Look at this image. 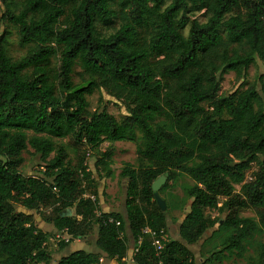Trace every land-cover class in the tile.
<instances>
[{
  "label": "trees",
  "instance_id": "obj_1",
  "mask_svg": "<svg viewBox=\"0 0 264 264\" xmlns=\"http://www.w3.org/2000/svg\"><path fill=\"white\" fill-rule=\"evenodd\" d=\"M0 1V26L14 25L27 48L14 59L10 31L0 32V264H49L47 233L20 207L49 208L45 220L76 238L98 226L97 252L78 249L57 264H100L103 254L124 264L126 222L134 246L145 226L166 229L152 184L168 174L163 191L183 173L194 184L179 239L158 256L144 237L136 264L222 262L226 250L245 256L264 232V74L229 94L221 84L228 72L240 80L257 60L264 64V0ZM200 12L203 20L195 17ZM96 90L122 101L127 113L118 119L106 107L91 111L88 96ZM137 133L141 162L121 171L127 221L113 211L96 216L95 203L83 197L96 186L85 155L72 164L52 136L94 150L104 141H135ZM29 148L39 156L40 175L21 170ZM110 159L104 152L96 164ZM247 208L258 218L242 216ZM210 229L212 247L198 263L187 245ZM252 264H264V242Z\"/></svg>",
  "mask_w": 264,
  "mask_h": 264
},
{
  "label": "rangeland",
  "instance_id": "obj_2",
  "mask_svg": "<svg viewBox=\"0 0 264 264\" xmlns=\"http://www.w3.org/2000/svg\"><path fill=\"white\" fill-rule=\"evenodd\" d=\"M169 0L167 1V3ZM2 11L4 7L0 1ZM195 17L204 19L203 13H198ZM3 30L10 31L9 35V54L17 59L26 53L27 48H23L18 42L17 28L12 24L3 23L0 26V32ZM81 68L76 69L74 80L78 82ZM264 74V64L261 60H257L253 63L246 78L238 80L234 72H228L225 74L221 84V92L223 94H229L240 88L243 84H252L257 81V76ZM91 111L98 108L106 107L107 110L121 119V117L127 113L126 106L122 101L114 99L103 90H96L92 95L88 96ZM140 133H137V140H123V141H104L97 149L90 150V155H86L87 145L85 143L76 144L71 136L66 138H52L59 144H63L68 152V159L75 164L78 156L84 154L87 157V162L92 172L91 178L95 180L96 186L91 187V193L96 196L97 207L102 212H119L125 221L126 219V205L127 198V182L128 180L121 175V171L127 163L132 164L134 167H138L140 164L139 155L137 153V143L139 142ZM104 152L110 153V160H106L110 165L99 164L96 162L99 158L103 157ZM24 164L21 167L23 173L28 175H40V159L38 154L34 152L32 148L23 152ZM53 156V154H52ZM85 160V159H84ZM256 167L253 166L251 170L247 172L246 179L249 180L253 175ZM111 172L108 175V172ZM169 187L165 190H160L161 197L165 200L166 209L163 210L166 217V229L172 239H179V226L184 220L185 215L190 210L192 198L189 196L187 190L194 184V180L187 174H180L175 180L169 181ZM166 183L163 185L165 186ZM162 186V187H163ZM161 187V189H162ZM236 191L240 190V185H235ZM221 205V203H220ZM22 210L32 216L36 225L47 233V241L45 247L50 253L48 258L49 264H57L58 261L65 255H68L72 251L78 249H85L87 251L97 252L96 239L98 236V226L92 224V232L82 238H74L69 243L57 242L54 240V232L57 230L54 225L45 220L44 212H47L48 208H41L40 210H27L20 207ZM206 214L218 218H223L224 214L218 209H206ZM242 216L257 217L254 209L247 208L241 210ZM258 218V217H257ZM128 222L125 225V232L130 239V250L134 248L133 238L131 236ZM217 228V225L215 226ZM210 229L205 233L204 239L200 240L196 244H188L187 247L194 254V257L198 263H201L200 258L204 254H209L207 251L211 249L212 243L208 241L209 236L212 234ZM217 241V240H215ZM264 242V232L256 233L255 236L249 241L247 245V252L245 256L240 257L236 253H230L228 250L223 251L226 257L222 262L208 263V264H252V260L258 256L259 243ZM129 250L127 260H124V264H136ZM223 253V254H224ZM105 258L106 264H123L117 259L107 257L105 254L101 255Z\"/></svg>",
  "mask_w": 264,
  "mask_h": 264
},
{
  "label": "built area",
  "instance_id": "obj_3",
  "mask_svg": "<svg viewBox=\"0 0 264 264\" xmlns=\"http://www.w3.org/2000/svg\"><path fill=\"white\" fill-rule=\"evenodd\" d=\"M90 150H91V148L87 147L86 155L87 154H88V156L90 155ZM84 166L86 167V171H90V166L87 162L86 156H85V160H84ZM42 169H43V167H42ZM81 175H83V173H81ZM83 197L91 199L95 203V205H96V209L94 210L95 215L100 216L102 214V211L97 207L95 194H93L91 192H86L85 194H83ZM49 211H50V209L48 208L47 212H49ZM78 218L81 219L80 216ZM109 220L113 221L114 219L112 217H110ZM117 224H120V222L117 221ZM120 233H121V236L124 235L123 231H121ZM146 236L151 238L152 245L155 247V251H156V254L158 256L160 255V253L164 249L165 243H167L168 241H170L172 239L170 237V234L168 233V231L164 228L157 229V228H153L150 226H145L142 229V234L139 236L138 240L136 241V245L134 246L133 249L130 250L132 256H134L135 253L138 251L139 246L142 244L143 239ZM74 238H76V237H74L73 234L70 233V231L67 227L57 229L54 232V240L57 242L69 243ZM77 238H80V237H77ZM127 256L124 257L123 260H127ZM99 263L100 264H106L105 258L103 256H100ZM159 264H162V261H160Z\"/></svg>",
  "mask_w": 264,
  "mask_h": 264
},
{
  "label": "water",
  "instance_id": "obj_4",
  "mask_svg": "<svg viewBox=\"0 0 264 264\" xmlns=\"http://www.w3.org/2000/svg\"><path fill=\"white\" fill-rule=\"evenodd\" d=\"M168 174H162L160 175L152 184V189L154 191L155 199L158 203V205L162 208V210L166 209L165 200L161 197L159 191L161 187L167 182ZM72 215V210H69L68 216Z\"/></svg>",
  "mask_w": 264,
  "mask_h": 264
}]
</instances>
